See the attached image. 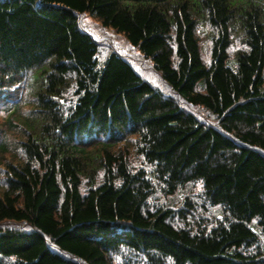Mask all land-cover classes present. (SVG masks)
<instances>
[{"label":"trees","instance_id":"1","mask_svg":"<svg viewBox=\"0 0 264 264\" xmlns=\"http://www.w3.org/2000/svg\"><path fill=\"white\" fill-rule=\"evenodd\" d=\"M0 105V264H264V0H0Z\"/></svg>","mask_w":264,"mask_h":264},{"label":"rangeland","instance_id":"2","mask_svg":"<svg viewBox=\"0 0 264 264\" xmlns=\"http://www.w3.org/2000/svg\"><path fill=\"white\" fill-rule=\"evenodd\" d=\"M80 22L81 26L84 27L89 33L97 40L99 45V59H103L107 56V54L111 51L117 52L122 56L127 57L137 68V70L142 74L144 78L149 79L153 84L162 86L163 82L161 81L159 75L153 70L151 62L145 58H143L136 49L132 48L126 40L121 36L118 35L116 32L109 28L102 27L97 20L94 18H91L87 14L80 16ZM211 33V30L208 28L207 25H203L199 28V39H200V50L203 58L205 60H209L210 57V46L211 41L209 39V35ZM241 48V45L236 42L231 50L229 51L231 57L235 54V51L239 50ZM24 90L19 91V94L16 96L15 99H17L18 102H24V99H26V96L28 94V89L23 88ZM165 90V87L162 88ZM13 100V99H12ZM182 104V103H181ZM184 105V104H183ZM5 107L0 105V127L5 129L8 128L5 124L4 120L7 119L8 113L5 111ZM188 109H193L197 112H201L198 108L191 107V106H185ZM24 110H26V106H24ZM201 117L208 119V117L202 115ZM4 126H1L3 125ZM11 137H13V140L15 139V135L11 134ZM1 138V133H0ZM11 147V145H9ZM7 157V160L11 159L9 156ZM185 195V192H181L176 194L175 196L168 198H159L160 202L169 203L171 201H178L183 199ZM173 198V199H172ZM171 200V201H170Z\"/></svg>","mask_w":264,"mask_h":264}]
</instances>
